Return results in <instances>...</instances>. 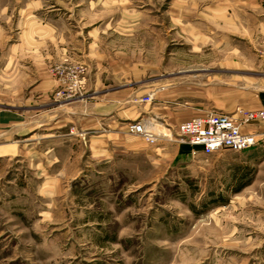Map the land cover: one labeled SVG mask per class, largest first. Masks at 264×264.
Here are the masks:
<instances>
[{
    "label": "rangeland",
    "instance_id": "1",
    "mask_svg": "<svg viewBox=\"0 0 264 264\" xmlns=\"http://www.w3.org/2000/svg\"><path fill=\"white\" fill-rule=\"evenodd\" d=\"M262 90L264 0H0V264H264V141L174 157L155 115Z\"/></svg>",
    "mask_w": 264,
    "mask_h": 264
},
{
    "label": "built area",
    "instance_id": "2",
    "mask_svg": "<svg viewBox=\"0 0 264 264\" xmlns=\"http://www.w3.org/2000/svg\"><path fill=\"white\" fill-rule=\"evenodd\" d=\"M264 121V107L235 111H210L200 116L182 121L178 138L182 143L200 147L201 151L211 154L224 149L244 151L259 145L264 135L249 130L253 124ZM130 130L155 140L143 123H130Z\"/></svg>",
    "mask_w": 264,
    "mask_h": 264
},
{
    "label": "crops",
    "instance_id": "3",
    "mask_svg": "<svg viewBox=\"0 0 264 264\" xmlns=\"http://www.w3.org/2000/svg\"><path fill=\"white\" fill-rule=\"evenodd\" d=\"M261 92H264V90H262ZM259 97H260V93H259ZM260 101H261L260 107H264V103H263L261 97H260ZM153 112L154 111L152 109L148 110L146 107H144V108H142L139 111L138 110H133V111H127L126 113H124V111L119 112V110H118L115 113V115H113V116H114V119L116 118L117 120L122 119V118H127L129 120L131 119L132 121L134 119H140L141 122H149V120L151 119V116H152L151 114H154ZM122 113L124 114L125 117L122 116ZM126 114H130L132 116L126 115ZM155 115L164 118L163 121L161 120L162 121L161 124L166 128L168 133H164L165 137L163 139L167 141V139H166V137H167L170 141L175 142L174 144L176 145V152L173 154V156L175 157L177 154L180 153L181 145L185 144V143H182L179 140V138H178V129H177V127L182 121L178 122V121H174V120L170 119V117L166 118V116H167L166 114L162 115L160 113H156ZM196 116H200V115L197 114L195 116L190 117V119L193 118V117H196ZM15 118L16 117L14 115H10L9 113H1L0 114V123L4 124V125H7V124L15 121L16 120ZM112 127L115 128L112 131L99 132L98 134H96V135H98L96 137H98L99 140L101 141L99 144L107 146V147L106 146L102 147V146L99 145L100 147H96L99 150V155L107 154V155H109L111 157L114 156V154L116 152L115 151L116 149L114 147H111L112 144H114V142H110L111 140L108 137L111 136L113 138V140H114V138L116 140H119V139H122V138H125V137H128L129 135H131L127 131H125V129H123V127H120L117 122L112 124ZM116 128H118V129H116ZM249 130L252 131V132L258 133L259 135L263 136L264 135V121H260V122H257L255 124H253L252 126L249 127ZM125 141L126 140H124V142ZM263 141H264V137H263ZM126 144H127V142H126ZM128 144H129V145H127L128 147H125L123 149V151H125V152H129V151L132 152L133 151L135 153H141V152H143V150H146V149H144L145 147L140 149L139 147H137V145H136V148L134 149V147L132 145L133 143H128ZM162 148H164V147H162ZM162 148L158 147V149L162 150V152L160 151L161 155L164 156L165 152L163 153V149ZM196 151H201V148L194 146V148L192 149L191 152L183 153V154L195 153ZM18 152H19L18 147L16 145H14L13 143H10V144H8L7 146H5L4 148H2L0 150V157L1 156H9V155H11L12 157L10 159H13V157H15V156H17L19 154ZM180 154L183 155L182 153H180Z\"/></svg>",
    "mask_w": 264,
    "mask_h": 264
},
{
    "label": "trees",
    "instance_id": "4",
    "mask_svg": "<svg viewBox=\"0 0 264 264\" xmlns=\"http://www.w3.org/2000/svg\"><path fill=\"white\" fill-rule=\"evenodd\" d=\"M260 97L264 103V92H260ZM194 148V146L192 145H189V144H182L181 145V148H180V153H188V152H191L192 149Z\"/></svg>",
    "mask_w": 264,
    "mask_h": 264
}]
</instances>
